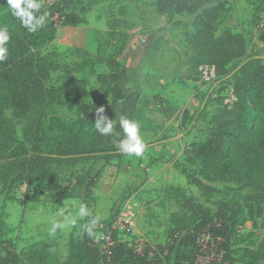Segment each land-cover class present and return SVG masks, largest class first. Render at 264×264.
<instances>
[{"label":"trees","instance_id":"16d2710c","mask_svg":"<svg viewBox=\"0 0 264 264\" xmlns=\"http://www.w3.org/2000/svg\"><path fill=\"white\" fill-rule=\"evenodd\" d=\"M105 1L56 0L44 6L49 13L46 26L29 33L7 10L6 0H0V26H6L11 36L9 58L0 62V184L5 201L12 200L14 197L10 194L26 186L27 203L41 198L46 202L80 198L92 208L93 190L105 166L125 156L116 148V143L123 138L119 119L124 115L135 120L140 97L139 92L127 88L125 67L118 61H111L112 72L108 78L103 77L109 80L108 87L102 90L111 95L110 105L83 103L91 96L87 82L68 70L59 87L48 85L60 70L59 61L52 57L54 51L47 52V47L58 37L57 23L63 27L86 25L87 15ZM246 1L255 6L252 0ZM230 2L156 0L160 16H180L178 23L186 20L195 28L190 45L198 52V65H214L218 77L230 75V86L237 97L231 109H227L221 99L222 108L212 117L207 136L190 144L186 158L200 163L205 181L236 184L238 189L252 191L248 213L239 206L221 203L213 213L193 198L186 197L182 189L173 188L183 201L181 212L170 216L172 242L167 249L170 258L164 264H196L203 235L219 241L224 251L222 260L212 264H264V239L256 249L254 245L231 246V239L238 236L239 228L253 221L264 205V60L259 54L249 53V41L243 33L219 27ZM256 8L264 12V3ZM260 39L264 42V35ZM60 106L69 110L78 108L83 119L94 121L96 109L103 107L104 114L116 121L117 134L103 136L95 130L86 141L74 125L54 113ZM18 121L25 123L22 139L18 137ZM85 164L89 165L88 169L76 173L77 168ZM182 172L187 175L186 171ZM187 179L206 197V202H212L219 191L198 178L187 175ZM64 182H74V188L61 192ZM4 203L0 208V264H49L47 245L35 244L27 252H19L7 238L10 228ZM117 214L115 210L108 221H100L96 231L110 227ZM114 240L115 244L108 247L85 231L82 235L71 234L66 264H149L148 253L138 256L129 242L118 241L116 236Z\"/></svg>","mask_w":264,"mask_h":264},{"label":"rangeland","instance_id":"374dc122","mask_svg":"<svg viewBox=\"0 0 264 264\" xmlns=\"http://www.w3.org/2000/svg\"><path fill=\"white\" fill-rule=\"evenodd\" d=\"M55 1L43 0V4L44 6H50ZM230 1L229 10L223 14L219 27L243 33L249 41V53L259 54L264 60V42L260 39L264 35V31L257 30V25L260 21V14H258L260 10L256 8L257 5L264 3V0H252L255 6L252 3L245 2V0ZM155 8L156 0H107L106 3L96 5L88 14V19L91 22L82 26L80 30H75L74 33L72 32L73 27H63L57 23L58 37L54 44L52 43L47 47V52L54 51L52 57L56 61H58L57 52L59 50L57 45L58 42L63 40V37L59 38V32L63 30H70L69 34L77 38L79 45L88 46L92 54L82 52L84 53L83 56H77L79 62L72 63L67 53L60 55V70L52 76L48 85L59 87L67 70L72 73L92 71L94 74L100 73L99 85L102 86V89H106L109 80H104L103 77L106 76L108 78L109 74L106 71L111 68V61H116L119 52L128 46L134 47L138 51L142 50L143 44L141 43V39L146 38L147 34L151 31L147 22L155 14ZM160 17L162 20H160L159 26L154 29L153 33L161 35L164 32L165 35L163 34L158 37L163 39L166 36L169 41L165 50L172 52L177 47L180 53L181 51H185V53H181L184 57L181 58L180 63L184 64L185 67L183 69L186 70L179 69L175 74H169L168 76L173 75V78L180 81L191 78L194 81V93L200 101V105L196 108L194 115H186L185 120L179 123L178 129L183 130V132L188 131V133L194 130V142L202 141L212 127V117L218 109L222 108V87L230 86L232 80L230 79V75L229 77L220 75L216 85L206 86L202 84L198 74L200 58L198 52L190 45V36L195 33V28L191 24H187L186 20L178 23L177 21L181 19L180 16ZM235 19L240 21V24H233L234 22L237 23ZM110 33L116 35L114 40L109 36ZM114 41L117 42L114 43ZM71 54L74 55L73 52ZM63 56L66 58H63ZM78 63H81L79 66H82L79 70ZM145 66L146 58L143 57L138 63L140 73ZM141 77H144L143 80H145L147 76L141 75ZM92 85L95 87L98 84L94 82ZM177 94L183 95V92H178ZM106 96L107 94L103 90L101 94L95 92L82 102L87 105H93V99L95 101L101 97L100 102H95L96 105H99L107 101ZM149 99L156 101L161 98L159 94H145L142 99V107H145V102L149 101ZM54 113L67 123L74 125L84 140L89 141L91 139L95 131V121L89 118L83 119L78 108L69 110L66 106H60L56 107ZM7 114L11 117L10 112ZM16 123L18 137L22 139L25 123L19 121ZM149 145L147 144V147ZM189 147L190 144L185 145L183 152L180 153L165 154L161 152V154H147L146 160L144 159L146 151L143 157H132L133 160L130 162H123V158L119 161L114 160L115 164H113L108 172H106L108 165L105 166L93 190L95 202L91 203L92 208L88 206L89 211L94 213L95 216H100V221L104 222L108 221L113 213H115V210H117L118 214L111 222V226L124 213H129L133 217L134 234L117 233L116 238L124 242L134 243L137 240L143 241L144 256L148 253L147 259L149 264H164L166 259L170 258L169 251L167 250L172 242L171 238H169V230L171 228L170 216L173 213L181 212V202L183 201V198L179 196L180 193L173 190V188L182 189L186 197L193 198L199 204L211 209L213 213L217 211L219 203L228 205L229 207L239 206L244 213H248L249 211L248 206L252 201V191L250 189H238L236 184L209 183L205 181L201 175L202 168L200 163L186 161ZM135 160L143 164L146 162L156 164V161L160 160L162 162L163 173L166 172L167 183L151 187L146 186L147 171L138 167L139 180H135L133 184H117L119 174H123L127 170L126 168L130 167V164ZM88 167V164L81 165L77 168L76 173L81 174ZM183 167L187 168V175L198 178L205 184L219 190L215 193L212 202H206V197L202 195L196 186L189 182L186 178L187 175H185V182L181 181L182 175L180 172L184 170ZM71 183L64 182L61 192L72 190L74 182ZM76 193L78 194V192ZM10 195L14 198L5 201L6 196L3 194V187L0 184V208L5 202L6 222L10 228L7 238L16 245L19 252H27L35 244L47 245L49 264H66L68 237L71 234L82 235L84 233L86 218L78 219L75 226L65 228L64 230L58 229L55 235H51L52 219H62L58 215L53 217V214L59 211V207H63L64 205L70 206L73 201L77 203L84 202L80 198H66L61 202H46L41 198L39 201L27 203L25 202L26 186L20 187ZM257 213L253 221H248L239 228L237 237H232L231 246L233 248L254 245V249H256L262 242L264 239V205H262L261 210ZM111 226L107 227L105 231L97 233L104 235L110 231ZM99 241L103 243L102 239ZM199 242L201 250L196 258V264H212L217 260H222L224 251L219 241L210 240L207 235H203Z\"/></svg>","mask_w":264,"mask_h":264},{"label":"crops","instance_id":"0c3cea01","mask_svg":"<svg viewBox=\"0 0 264 264\" xmlns=\"http://www.w3.org/2000/svg\"><path fill=\"white\" fill-rule=\"evenodd\" d=\"M106 2L107 0L103 3ZM245 2L247 1L245 0ZM261 13L262 12H259L258 14L261 15ZM237 19L239 18L237 17ZM237 19H235L237 23L234 22L233 24H240V21ZM160 20H162V18L160 15H158L155 8V14H153L152 19H148L147 22L151 31L147 34L146 38H143V41L141 42L143 44L142 50L138 51L135 50L134 47L128 46L123 48V50L120 51L121 53L119 52V55L116 59V61H118L127 70V88L140 93L139 101L137 103L138 111L135 120L139 122L141 126V132L146 144H150L146 149V155L144 157L145 160L147 159V154H161V152H164L165 154L174 152L180 153L183 152L185 145L194 143V130V133H188V131L183 132V130L178 128L180 126L179 123L185 120L187 116H193L196 108L200 105V101L194 93V81L191 78L180 81L173 78V75L168 76L169 74H175L176 71L179 69L182 70L185 67L183 63H180L181 58L184 57V55L181 53H185V51H181L180 53L177 47L172 52H167L165 50L169 41L167 40L166 36H164L163 39L158 37L162 36L164 32H162L161 35H155L153 33L154 29L159 26ZM88 22H91V20L89 21L88 19ZM82 26L84 25L73 27L72 32L74 33L75 30H80ZM69 33L70 30H63L62 32H59V38L63 37V40L58 42L57 45L59 47L57 55L60 64V55L66 53L67 56H69L71 63L79 62L77 56H83L84 53L82 52L92 54V51L88 46L81 44L79 45L77 38L72 37ZM109 36H111L113 40L116 37V35L113 33H110ZM116 42L117 41H114V43ZM72 52L74 55L71 54ZM143 57L146 58V66L141 70L140 73L138 63ZM63 58L66 57L63 56ZM79 64L81 63H78V70L82 67L79 66ZM106 72L110 74L112 69L110 68ZM73 74L75 77L84 79L87 82V88L91 93V96L95 92L101 94V91H103L102 86L99 85L98 82L100 75L99 72L94 74L92 71H81L75 72ZM141 75H146V79L143 80L144 77H141ZM94 82L98 84L95 87L92 85ZM178 92H183V95L177 94ZM149 93L159 94L161 99L156 101L149 99V101L145 102V107H142L143 96ZM106 99L107 101L99 104V106L110 105L112 100L111 95L107 94ZM100 100L101 97L95 101L93 99V103L100 102ZM152 142L154 143L152 144ZM131 160H133L132 157H123V162H130ZM186 161L190 162L187 158ZM113 164H115L114 160L107 166L106 172H108ZM161 164L162 162L160 160L156 161V164H152L151 162H146L143 164L135 160L130 164V167L126 168L127 170L125 169L126 171L123 174H119L117 184H133L135 180H139L137 173L138 167L141 169H146L147 171V182L145 183L146 186L151 187L167 183L168 179L166 172L163 173V167ZM183 169V171L187 170L185 167H183ZM180 173L182 175L181 181L185 182L186 174H184L182 171Z\"/></svg>","mask_w":264,"mask_h":264},{"label":"clouds","instance_id":"9594fccd","mask_svg":"<svg viewBox=\"0 0 264 264\" xmlns=\"http://www.w3.org/2000/svg\"><path fill=\"white\" fill-rule=\"evenodd\" d=\"M6 5L7 10L19 21L20 26L29 33H36L46 26L49 13L44 10L43 0H6ZM10 40L11 36L8 28L0 26V62H4L9 58L8 45ZM104 113L105 109L103 107L96 109L95 130L103 136L117 134L115 132L116 121H113ZM119 127L122 129L123 138L116 143L117 150L127 157H143L147 144L143 138L139 122L121 115ZM56 215L62 217V219H52L51 235H55L58 229L64 230L65 228L75 226L78 219L88 218V222L84 226L86 234L97 242L104 238L103 235L98 234L96 231L101 217L98 215L92 216L88 206L84 203L73 201L70 206L64 205L63 207H59V211L54 213L53 217Z\"/></svg>","mask_w":264,"mask_h":264},{"label":"built area","instance_id":"2783aa9c","mask_svg":"<svg viewBox=\"0 0 264 264\" xmlns=\"http://www.w3.org/2000/svg\"><path fill=\"white\" fill-rule=\"evenodd\" d=\"M257 30L262 31L264 30V12L260 15V21L257 25ZM143 41V39H141ZM198 74L200 82L206 86H213L218 83V74H217V68L214 65L210 64H203L198 67ZM222 98H223V105L227 109H231L235 106L237 103V97L234 93L232 86H225L222 87ZM190 149V147H189ZM188 149V151H189ZM134 222L133 217L129 215V213H124L122 217H120L119 220H116L111 228L110 231L105 233L103 235V245H107L108 247H112L115 244L114 237L117 233H127L128 235H133V229H134ZM119 241V239H118ZM130 246L134 248L135 253L138 256H144V243L141 240H137L134 243L129 242Z\"/></svg>","mask_w":264,"mask_h":264}]
</instances>
